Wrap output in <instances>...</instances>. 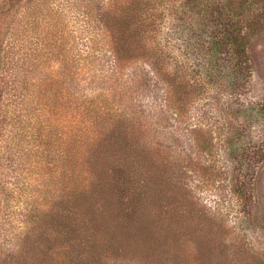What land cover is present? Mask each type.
<instances>
[{
    "label": "rangeland",
    "instance_id": "obj_1",
    "mask_svg": "<svg viewBox=\"0 0 264 264\" xmlns=\"http://www.w3.org/2000/svg\"><path fill=\"white\" fill-rule=\"evenodd\" d=\"M106 1L0 0V264H264V158L246 186L247 212L231 191L235 162L218 134L202 158L209 171H190L170 163L164 133L168 162L137 134L90 146L75 123L76 110L86 116L100 103L113 113L126 102L118 81L101 74L104 51L93 65L78 63L91 31L92 47L104 41L95 32ZM164 35L184 47L192 32L168 24ZM250 53L244 97L256 103L264 100V32ZM250 124L253 139L264 134L254 117ZM82 187L79 201L63 199Z\"/></svg>",
    "mask_w": 264,
    "mask_h": 264
},
{
    "label": "trees",
    "instance_id": "obj_2",
    "mask_svg": "<svg viewBox=\"0 0 264 264\" xmlns=\"http://www.w3.org/2000/svg\"><path fill=\"white\" fill-rule=\"evenodd\" d=\"M100 7V32L95 35L104 41L92 47L91 31L78 63L93 65L96 54L104 51L97 56L107 65L101 74L106 81H118L120 99L126 102L113 113L100 103L89 114L87 107L86 116L76 110L75 123L84 126L89 142L96 137L94 143L106 135H141V146L154 148L166 161L159 141L164 133L171 142L166 153L170 163H185L190 171H209L202 158L213 154L218 134L222 152L235 162L231 191L250 212L252 196L246 186L254 162L264 158V134L253 139L250 123L254 117L264 133V100L254 103L244 95L252 78L250 48L264 32V0H107ZM168 24H183L192 32L184 47L174 36L164 35ZM70 70L68 82L73 79ZM248 108L252 114L241 115ZM207 121L212 127L203 130ZM79 145L84 148L85 141ZM84 190L74 188L63 199L77 202Z\"/></svg>",
    "mask_w": 264,
    "mask_h": 264
}]
</instances>
